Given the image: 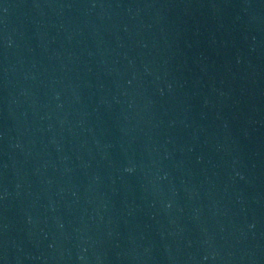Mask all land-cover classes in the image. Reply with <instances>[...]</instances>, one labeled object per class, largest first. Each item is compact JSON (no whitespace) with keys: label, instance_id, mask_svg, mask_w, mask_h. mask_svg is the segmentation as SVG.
<instances>
[{"label":"water","instance_id":"obj_1","mask_svg":"<svg viewBox=\"0 0 264 264\" xmlns=\"http://www.w3.org/2000/svg\"><path fill=\"white\" fill-rule=\"evenodd\" d=\"M0 264H264V0H0Z\"/></svg>","mask_w":264,"mask_h":264}]
</instances>
